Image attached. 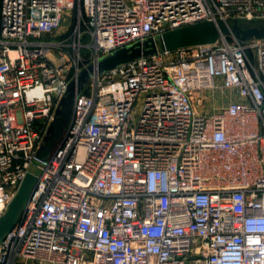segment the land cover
Wrapping results in <instances>:
<instances>
[{
    "label": "built area",
    "instance_id": "built-area-1",
    "mask_svg": "<svg viewBox=\"0 0 264 264\" xmlns=\"http://www.w3.org/2000/svg\"><path fill=\"white\" fill-rule=\"evenodd\" d=\"M264 22V0H0V218L32 197L0 264H264V40L223 38L90 77L204 21Z\"/></svg>",
    "mask_w": 264,
    "mask_h": 264
},
{
    "label": "water",
    "instance_id": "water-1",
    "mask_svg": "<svg viewBox=\"0 0 264 264\" xmlns=\"http://www.w3.org/2000/svg\"><path fill=\"white\" fill-rule=\"evenodd\" d=\"M223 38H232L240 42L252 39L264 40V22L218 20L216 22L204 21L196 23L166 32L159 39H150L146 42L123 48L84 69L69 84L61 107L57 111L56 119L51 125L45 143L38 153V158L45 161L52 156L54 144L58 140L63 139L67 129H65V126L69 125L74 103L83 93L92 75L113 71L137 59L156 55L160 51L173 52L183 48L213 45ZM36 182L37 177L29 173L8 210L0 218V241L17 225L22 212L32 197Z\"/></svg>",
    "mask_w": 264,
    "mask_h": 264
},
{
    "label": "rangeland",
    "instance_id": "rangeland-1",
    "mask_svg": "<svg viewBox=\"0 0 264 264\" xmlns=\"http://www.w3.org/2000/svg\"><path fill=\"white\" fill-rule=\"evenodd\" d=\"M68 125V124H67ZM67 125L65 126V129L67 128ZM64 129V130H65ZM61 143V139L58 140L55 144H54V147H53V150H52V154L55 152V150L57 149V147L60 145Z\"/></svg>",
    "mask_w": 264,
    "mask_h": 264
},
{
    "label": "trees",
    "instance_id": "trees-1",
    "mask_svg": "<svg viewBox=\"0 0 264 264\" xmlns=\"http://www.w3.org/2000/svg\"><path fill=\"white\" fill-rule=\"evenodd\" d=\"M230 40H232V38H229Z\"/></svg>",
    "mask_w": 264,
    "mask_h": 264
}]
</instances>
